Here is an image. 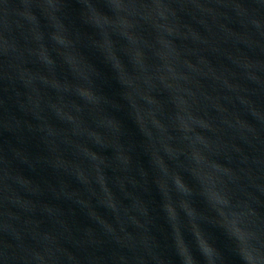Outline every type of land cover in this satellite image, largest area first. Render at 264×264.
I'll list each match as a JSON object with an SVG mask.
<instances>
[{"label":"water","instance_id":"95a60500","mask_svg":"<svg viewBox=\"0 0 264 264\" xmlns=\"http://www.w3.org/2000/svg\"><path fill=\"white\" fill-rule=\"evenodd\" d=\"M264 164V0H43Z\"/></svg>","mask_w":264,"mask_h":264}]
</instances>
